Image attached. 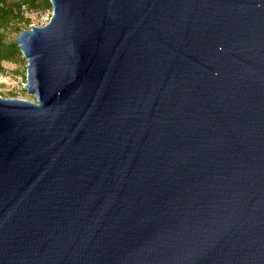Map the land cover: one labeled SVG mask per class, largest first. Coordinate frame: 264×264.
Returning <instances> with one entry per match:
<instances>
[{"label":"water","instance_id":"95a60500","mask_svg":"<svg viewBox=\"0 0 264 264\" xmlns=\"http://www.w3.org/2000/svg\"><path fill=\"white\" fill-rule=\"evenodd\" d=\"M0 98V264H264V0H49Z\"/></svg>","mask_w":264,"mask_h":264},{"label":"rangeland","instance_id":"374dc122","mask_svg":"<svg viewBox=\"0 0 264 264\" xmlns=\"http://www.w3.org/2000/svg\"><path fill=\"white\" fill-rule=\"evenodd\" d=\"M22 3V0H0V4L7 7ZM1 6V5H0ZM35 9L28 6L20 7L17 11L19 20L9 22L5 28L0 29L4 42H13L19 32L33 27H41L48 23L52 16V6L49 0H36ZM26 65L27 60L22 53L12 60L2 63L0 73V98H15L26 101H34L33 96L26 92Z\"/></svg>","mask_w":264,"mask_h":264},{"label":"trees","instance_id":"16d2710c","mask_svg":"<svg viewBox=\"0 0 264 264\" xmlns=\"http://www.w3.org/2000/svg\"><path fill=\"white\" fill-rule=\"evenodd\" d=\"M36 0H22V3L18 4L17 7H7L4 4H0V29L14 20H19L17 11L22 6H28L35 9ZM19 54L18 47L13 42H4L2 35L0 34V73L2 72V63L6 61H12Z\"/></svg>","mask_w":264,"mask_h":264}]
</instances>
